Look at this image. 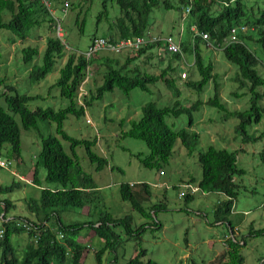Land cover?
I'll return each instance as SVG.
<instances>
[{"label":"trees","instance_id":"trees-1","mask_svg":"<svg viewBox=\"0 0 264 264\" xmlns=\"http://www.w3.org/2000/svg\"><path fill=\"white\" fill-rule=\"evenodd\" d=\"M115 1L120 9V15L112 23L113 33L106 39L117 44L121 40L143 37L150 32L152 27L151 17L155 10H177L180 19H188L185 39L181 41L185 53H190L194 58V66L200 79L188 81V86L199 89L200 94L210 84L216 82L218 75L214 73V65L206 62L201 46L213 47L221 50L227 61L237 66L236 81L240 88L249 87L250 107L246 110L230 111L222 102L219 94V86L215 85V95L206 103L203 100L195 101L191 106H183L178 98L181 96L177 88L176 66L174 60H180L181 55H171V59L160 75L142 72L140 69H128L130 63L139 59L142 55L155 46L162 47V42L147 45L137 51L134 57H128L124 64L120 59L109 55H101L97 52L90 58L86 54L71 53L60 68V76L51 88H57L60 96L68 101L64 108L37 107L32 110L29 104L35 100L43 99L41 95L21 94L16 87L9 84L6 78L0 79V156L12 160H20L22 156V132L24 130H36L41 121H50L56 125L57 135H50L43 139V148L35 163V173L32 181L42 187L39 199H31L29 208L34 213L32 218L14 216L13 221L6 227L4 238L0 240L1 258L0 264H85L88 250L86 242L91 238L89 233L81 239L80 234L84 228L93 230L92 234L101 236L103 246L96 251L97 264H105L108 253L116 252L122 244L121 233L129 238L137 240L140 246L138 252L126 264H160L152 259H145L147 249L142 247L143 235L149 230L159 231L163 228L158 220L157 213L166 209L164 204H156L147 211L141 204L139 197L147 200L152 196L148 183H142L139 194L134 190L135 184L123 183L120 187L121 197L132 204L133 208L143 217L153 220L134 224L132 216L116 218L110 213L103 214L97 221L84 223L65 224L61 221V212L69 208H82L95 200L99 186L93 176L86 173L81 166L76 149L84 146L88 158L95 164L97 171H102L109 164V160L100 156L94 147L98 139H79L70 136L64 129V123L69 116L81 118L85 116L86 109L95 100H101L108 92L116 89L129 95L133 90L140 89L143 92H151V86L163 82L172 92L175 102L170 106L159 107L156 102H148L142 106V116L139 120H133L130 130L123 132V138H133L146 144L149 154L139 153L136 157L141 164L149 169L164 170L174 156V148L180 143L194 152L199 144L200 135L191 131L194 125L193 114L199 111L204 104L217 108L227 117L233 116L240 120L236 131L242 137L243 144L257 142L264 138V131L258 136L249 134L247 129L259 125L264 117V74L260 66L264 64V0H196L192 4L189 14L185 8L190 5V0H178V4L171 0H104ZM48 24L49 29L54 30L56 20L50 8L40 0H0V30L9 31L15 38L26 41L34 30ZM236 26L248 27L247 33H240V43H229L230 31ZM208 33L210 44L197 35ZM98 37L93 35L92 40ZM249 41L256 42L259 51L252 49ZM24 64L32 66L30 79L32 82H40L45 79L57 66L59 60L66 57L65 45L60 38L50 36L46 40V49L43 54L38 47H24L22 50ZM41 56V61L36 63V58ZM3 53L0 50V59ZM101 66L103 83L96 87L90 98H84V103H79L80 89L85 82L90 69ZM189 116L187 128L176 129L168 124V118H179L182 115ZM20 118L21 126L17 121ZM70 145L68 152L62 141ZM239 151H229L210 146L199 154V163L202 168L201 178H191L188 183H197L201 192H217L226 196L215 209V224L226 223L234 231V224L229 219L238 197L237 178L246 174V170L238 164ZM264 161V151L261 154ZM43 168L46 173L45 181L58 184L55 188L43 187L38 178L39 170ZM1 169V168H0ZM115 169V167L113 168ZM26 184V182L24 181ZM27 185V184H26ZM18 184L10 188H17ZM24 187V186H22ZM177 188V187H175ZM144 192L148 195H143ZM3 190L0 189V192ZM194 194L186 193L182 197L189 203L195 199ZM5 203L1 210L7 216L12 206L11 201L1 200ZM27 222L34 226L26 230L17 224ZM52 222L53 225H50ZM26 233L29 241L19 251L12 242L13 234ZM247 237H263L264 227L255 229L252 225ZM246 237L241 240L229 238L226 240L227 249L219 256V264H245V258L241 253L242 246L247 244ZM80 239V240H79ZM111 263V261H109ZM108 264V263H107Z\"/></svg>","mask_w":264,"mask_h":264},{"label":"rangeland","instance_id":"rangeland-1","mask_svg":"<svg viewBox=\"0 0 264 264\" xmlns=\"http://www.w3.org/2000/svg\"><path fill=\"white\" fill-rule=\"evenodd\" d=\"M50 10L56 20V26L62 29L61 37L58 30L49 29L48 24L33 31L26 41L15 38L9 31L0 30V50L3 57L0 59V79L6 78L9 84L16 87L21 94L41 95L43 99L35 100L29 104L32 110L37 107L64 108L68 105L66 99L61 98L57 88H51L60 76V68L71 53L85 54L92 44L93 35L108 38L113 33L112 23L120 15V9L115 1L104 0H70L69 7L65 10V0H50ZM178 4V0H171ZM152 32L160 33V36L173 34L184 35L188 19H180L177 10L167 11L157 9L151 17ZM50 36L61 39L65 45L66 57L59 60L56 68L40 82H32L29 68L24 64L21 50L24 47H38L41 55L46 49V40ZM186 36V31L184 38ZM252 49L259 51L256 42L249 41ZM157 47V46H155ZM206 62L213 63L214 73L218 75L216 82L210 84L200 94L199 89L189 87L188 81H198L199 73L194 66V58L190 53L184 52V59L174 60L176 66L177 88L181 92L180 102L183 106H191L197 100L205 103L215 95V85L219 86V94L230 111L246 110L250 107L249 87L240 88L236 81L237 66L230 64L221 50L213 47L201 46ZM156 49V48H155ZM160 49V48H158ZM123 52V51H122ZM102 51L101 55L118 57L123 63L126 61L125 54ZM131 53V52H130ZM137 53H131L135 55ZM166 53V52H165ZM130 54V55H131ZM169 55L166 62H169ZM41 61V56L36 58V63ZM131 69L161 74L157 62L147 55H143L130 65ZM264 74V64L260 66ZM101 66L90 69L89 80L85 82L81 90L80 103L84 98H90L96 91V87L102 85L103 77ZM185 74V77L183 76ZM177 98L173 92L163 83L158 82L151 86V92H143L140 89L133 90L125 95L120 90L108 92L103 99L95 100L86 109L85 116L76 118L69 116L64 123L65 131L72 137L79 139H98L94 150L102 157L109 160L108 166L102 171H97V166L90 162L84 146L76 149L77 158L86 173L93 176L99 186L95 200L82 208H69L61 212V221L65 224L84 223L97 221L103 214L110 213L116 218L130 215L135 225L152 221L150 217H143L135 210L132 204L124 201L121 197L120 187L123 183H132L134 190L139 194L142 183H148L151 187L152 196L145 200L139 197L142 206L149 211L156 204L166 205L157 213L158 220L163 228L149 229L142 238V247L147 249L145 259H152L160 264H219V256L227 249L226 240L234 236L241 240L246 237L247 244L242 246L241 253L245 258V264H264V238L247 237L252 225L255 229L264 227V161L261 157L264 151V138L254 143L243 144L242 137L236 128L240 120L236 117H227L217 108L204 104L203 107L193 114L194 125L191 131L200 135L197 149L189 153V150L178 143L174 148V156L164 166V170L144 167L137 154H149L146 144L133 138H123L122 134L130 130L133 120H139L142 116V106L148 102H156L159 107L172 105ZM264 106V100L261 101ZM136 111L138 115L136 116ZM133 120H128L130 118ZM17 121L21 126L20 118ZM168 124L173 128L181 129L189 126V116L182 115L179 118H168ZM249 134L257 136L264 131V117L257 126L247 129ZM22 156L18 161L12 159L11 170L0 169V199L11 201L12 206L8 214L12 216L32 218L34 215L29 208L31 199H39L42 187L30 186L24 183L20 176L32 179L35 173V163L43 148V139L50 135H57L56 125L50 121H41L36 130H24L21 127ZM65 149L70 152L68 142L61 140ZM210 146L229 151H239L238 164L246 170V174L237 178L238 197L235 200L230 220L235 227L232 235L230 226L226 223H214L216 220L215 209L226 196L217 192H196L195 199L185 202L182 195L189 193L186 188L187 180L195 177L200 179L202 168L199 163V154L206 151ZM115 167V169H113ZM15 171L17 175H13ZM46 173L43 168L39 170L38 178L43 187L55 188L58 184L45 181ZM18 184L17 188H10ZM196 187L197 183H190ZM24 186V187H22ZM177 187V188H175ZM143 195L148 196L143 189ZM50 225H53L52 222ZM90 228H84L80 238L83 239L89 233L91 238L86 242L88 250L85 264H97L96 251L99 250L104 240L101 236L93 235ZM122 244L116 252L106 255L105 264H126L138 252L140 246L137 240L129 238L121 233ZM12 242L19 251L22 250L29 238L26 233L13 234ZM80 240V239H79ZM226 244V245H225ZM0 250V256H1ZM1 258V257H0ZM111 261V263H109Z\"/></svg>","mask_w":264,"mask_h":264},{"label":"built area","instance_id":"built-area-1","mask_svg":"<svg viewBox=\"0 0 264 264\" xmlns=\"http://www.w3.org/2000/svg\"><path fill=\"white\" fill-rule=\"evenodd\" d=\"M40 1L50 8V5H51L50 0H40ZM194 1H196V0H190L191 4L185 8L186 14L190 13L191 8H192V4ZM69 5H70V0H65L64 1L65 10L69 7ZM56 28L58 30V36L59 37H61V35L63 36L62 29H61L59 24H58V26H56ZM192 30L197 35H200L204 39V41L208 42L209 46H211L210 37H209L208 33H204V32L199 33V32H197L196 28H193ZM247 32H248V27H246V26L233 27L230 31V36H229L228 42L229 43H240L241 42V40L239 38L240 33H247ZM159 42H162V44L164 46V50L167 54H170V55L179 54L183 58L184 51L182 49L181 44L177 41L175 36L167 35L165 37H158V36L150 35V33H147L145 36L138 37L135 39L121 40L117 44L112 43L110 40H108L104 37H96L92 41V44L89 47V51L86 53V56L88 58H90L91 55H93L97 52H102V51L113 52L116 54L121 53L123 50L138 51L142 47H145L147 45H154V44L156 45ZM183 76L185 77V74H183ZM88 77H89V74H88L85 82L87 81ZM82 89H83V86L80 89L79 99H80V96L82 95V93H81ZM80 104H82V103H80ZM12 165H13V163L11 160L5 159V158L0 156V168L5 169V170H11ZM186 188L190 190V192H189L190 194H195L196 192H200V189L197 186L192 187L190 184H187ZM4 206H5V203L3 201H0V240L4 238V235H5V232L7 229L6 226L13 221V218L7 216L6 212L4 210H1V207H4ZM17 226L23 227L26 230H31L32 228H34V226L32 224L27 223V222H25L23 224H21V222H19L17 224Z\"/></svg>","mask_w":264,"mask_h":264},{"label":"crops","instance_id":"crops-1","mask_svg":"<svg viewBox=\"0 0 264 264\" xmlns=\"http://www.w3.org/2000/svg\"><path fill=\"white\" fill-rule=\"evenodd\" d=\"M51 2V1H50ZM152 28L154 29L155 28V26H152L151 27V29H150V35H153V36H155V31H153L152 32ZM180 34V36H176V35H173V34H168V35H173V36H175L176 37V39H177V41L181 44V41L182 40H184L185 38H184V35H185V31H184V35H183V31H182V33H179ZM156 35H158V37H165V36H167V35H164V34H162L163 36H160L161 34L160 33H158V34H156ZM100 37H104L105 38V36H100ZM156 48V49H155ZM158 48H160V49H158ZM134 53V52H136V51H131V50H123V52H122V54H125L124 56H125V59H127L128 57H134L135 55H132L131 53ZM109 53V52H108ZM86 54V53H85ZM120 54V53H119ZM131 54V55H130ZM144 55H147V56H149V58H152V62L153 61H155V62H157V64L159 65V67H160V69H162V71H163V69H165L166 67H167V65H168V63L169 62H166V59H167V57L170 55V54H167V53H165V50H164V46L162 45V47H154V48H152V49H150V50H148L147 52H146V54H144ZM143 56V55H142ZM141 56V57H142ZM171 56V55H170ZM185 57L183 56V59H184ZM136 61V60H135ZM135 61H133L132 63H130V65H134L135 64ZM125 63V61L123 62V63H121V64H124ZM175 66V65H174ZM136 68V67H135ZM135 68H133V69H135ZM128 69H130V70H132L131 69V67L129 66L128 67ZM29 71H31V68H29L28 69ZM143 72V71H142ZM145 72H148V73H150L149 71H145ZM151 74H155V73H151ZM155 75H160V74H155ZM89 80V77H88V79H87V81ZM86 81V82H87ZM79 103H80V101H79ZM138 112L139 111H136V116L138 115ZM128 120H133V118L131 117L130 119H128ZM12 168V167H11ZM2 169V168H1ZM12 173H13V175H17V173L15 172V171H12ZM15 173V174H14ZM20 178H22V180H25V182H26V184L27 185H30V186H38V185H36V184H34V182L32 181V179H27V178H25L24 176H20ZM189 182V180H187L186 182H184V183H188ZM132 184V183H131ZM10 217L11 218H13L14 216H12V215H10ZM231 229V228H230ZM234 229H235V227H234ZM231 233H232V235H234V233H235V230L234 231H232V229H231ZM231 238V237H230ZM235 240H237V238L234 236L233 237ZM27 244V243H26ZM226 245V244H225Z\"/></svg>","mask_w":264,"mask_h":264}]
</instances>
